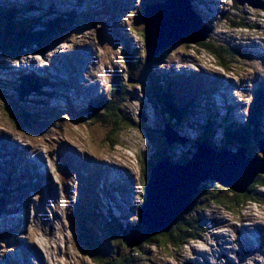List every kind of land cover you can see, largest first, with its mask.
I'll return each mask as SVG.
<instances>
[{
    "label": "rangeland",
    "instance_id": "rangeland-1",
    "mask_svg": "<svg viewBox=\"0 0 264 264\" xmlns=\"http://www.w3.org/2000/svg\"><path fill=\"white\" fill-rule=\"evenodd\" d=\"M86 1L87 0H83L82 5L77 4L76 6L75 0H0V12L2 9L4 10L7 5H14L18 6V8L21 9L20 13L25 14V16H40V20L42 16L44 19L49 20L57 17L59 14L63 17L64 15L67 16V14L71 13L73 10L77 14L79 10L87 8L88 1ZM142 1L143 0H127L125 2V0H118L117 10L111 8L106 1L105 3L97 1L89 7L90 11L95 14L94 24H85L88 25V27L86 26L79 31L78 25L81 26V20L76 16L77 20L72 22L74 28H71L69 31L70 36L67 38L60 36L57 41L55 38L60 29L59 25L57 26L58 30H56L53 25L46 28V26L43 27V25L39 27L37 24V28H40L42 31L46 33H50L51 31V38L48 41L51 45L46 55L51 52H56L60 55L61 53L59 51H63L62 47L59 49L60 45L65 46L69 44L66 49L71 50L75 48L77 51V47L88 43L92 38L97 37L98 40L100 38V57H102V63H100L98 67H100L104 79L99 78L98 84H103V86L108 85V83H105L111 80L115 72L126 74L124 72L125 66L122 59V46L124 44L134 47L135 51L140 55V57H138V66L136 70H139L141 74L145 72L150 73L153 69H161L157 70V72L162 75L164 70H167L169 64L173 67L174 72L181 73L166 76L163 86L170 85V82L171 85L176 86V99L181 98V93L182 96H185L188 100L195 97H203L204 99V105H202V107L199 106L200 104L195 106L197 100L194 102V99L191 108L186 111L188 113L190 112V114L186 116L185 121H190L197 127L193 125L190 127L182 123L178 128H172L174 132L180 136L181 132L184 130L186 133L192 132L190 136H193V138L188 140L185 139L186 141L184 142L177 141L176 145L175 142L168 144L160 130V127H163L166 123L158 110V106L155 105L153 101H150V98H147V94V96H144L142 91L143 87L137 84L132 85L129 90V93L135 96L131 99L129 113L137 115L136 120L138 123L137 121L136 123L138 125L136 127L130 126V128L123 129L119 134H114V136L110 138V141H107L105 139L103 127L99 126L97 123L90 124L85 122L83 114L81 115L80 113V116L77 114L73 115L71 113H75L73 109L66 113L60 112V106L58 104H65L66 99L59 93H53V96H49V91L46 90V88L40 87L43 92L38 91L36 94L33 92L22 94V91H19L18 88L16 89L15 86L17 83L13 77H5L4 80L2 78L3 82L0 81V162L3 159L1 155L4 154L6 161L9 163L10 155L7 152L15 154L14 151H16L12 150L8 145L1 143L4 141V131L12 135L17 134L21 137L23 136L22 138L25 142L28 140L39 150H42L41 146H44L47 142L54 143L53 139L56 140L58 137H67L79 144L83 153L88 152L93 156L100 157L103 160L100 165L102 171L109 165V162H114L117 165L122 163L120 166L129 174V179L126 177V181H131V183L129 181L126 182L122 177H116V180L122 182L110 186L111 190L113 187V192L117 193L122 191V194L127 196L125 197V201L130 208L124 206L123 211L119 206V204H121L120 200L112 199L109 201L103 196L102 189L106 188L107 185L105 184L103 188H101L99 181L95 183V179L90 177V173L96 168L91 160L86 161L85 165L79 169V172L81 173V177L84 178L82 181L95 186V189H99V193H96L94 190V192L90 194L88 189L84 187L87 183H84V185L79 181L78 193L75 201V175L65 179V185H67L65 191L67 192H63L61 186L62 180L58 182L57 188L61 187L60 206L55 216L56 231L51 238L48 264H93L88 253L84 251L86 248L80 247L76 242L79 238L75 233L76 229H78L77 227H79L75 223L76 220H81L84 225L87 224L91 227L95 235L92 232H90V235H94L102 249L107 245L105 237L106 232L102 231L106 229L108 223L120 222L123 225H134L139 222L140 208H138V205L140 204L141 207L143 202V200H140L139 195L144 193L145 183L147 181L145 175L143 176L146 165L145 163L142 164V162H146L154 153L158 152V148L166 149L168 145L169 147L175 145L174 151L176 152V160H168L172 163L178 161L180 163L182 157L191 158L192 154L198 148V144L195 142L194 138L196 136L199 137L200 134L203 135L204 131L201 132V130L202 127L205 129V121H207V125L211 123L209 125L211 129L208 130V134L211 132L209 142L212 141L213 146L225 147L226 150L234 152L237 151L236 149H238V147L235 146V143H232L233 141L229 140L227 143L223 142L225 129L228 127L230 131H232L234 130L232 124L236 121H238V123L243 122L242 112L246 109V105L253 101L256 90L259 87H263L264 10L260 5L253 4L254 6H252L246 0L243 2H238L237 0H235V2L233 0H200V4L193 0L195 4L194 9L199 15L195 14L211 28L210 35L207 39H212L221 45L230 47L236 52H247L248 54L239 55L235 53V58L228 63V69H225L218 66V64L216 65L214 58L202 51L197 44L185 45V43L179 42L167 46L162 49L163 51L161 50L162 52L160 51L156 61L161 62L162 65L161 67L157 66L155 68L152 66L155 60L142 61V58H144L142 50L143 38L141 39V35L137 31L131 29L132 33H127L126 27L121 29L117 28L107 42L103 41L107 39V32L104 29L105 26L108 27L113 25L112 27H114V24L124 25L125 22H127L129 26H135L138 30L142 28ZM254 1L256 0H252L251 3ZM260 1L264 3V0ZM110 10H112L111 14L109 13ZM83 13H87V11ZM77 15H79V13ZM109 15L111 19H108ZM231 18H239L241 22L251 23L253 27L252 29L234 27L231 23ZM82 23H84L83 19ZM5 26L6 21L4 17H1L0 28ZM65 29L67 33V28ZM57 43L59 44L58 46H56ZM42 46L44 45L42 44ZM240 47L242 49H239ZM249 50H252V52ZM0 58L7 61L6 67L8 69L2 68L3 71L7 73L15 71L19 67H32L35 71L40 65L43 66L48 62L43 61L35 55H27L19 60H13L2 56H0ZM42 58L46 60L45 55ZM33 59H37L35 64L28 63L33 62ZM53 61L54 58L51 63H53ZM182 61H191L192 64H187V62L183 64L181 63ZM53 65H51V67H53ZM55 69L57 70V68ZM46 77L47 79H52V76ZM71 77L74 80L76 79L73 74ZM224 80H230L231 85H227L228 82H224ZM212 85H215L217 89L215 90L216 92L213 91L215 92L214 94L213 92H209V88ZM222 86L231 87L228 88V91L227 89H222ZM94 91H97V88H94ZM186 91H188V94H186ZM201 91L203 92L199 94ZM217 91H219V93H217ZM73 93L74 92L71 91L68 96L71 95V98H73ZM83 94L85 93L81 95ZM54 96L56 98L55 102H57V112L55 110H47V104L49 100H53ZM154 96L153 94V98H155ZM45 99L47 102L44 112H42V105ZM207 99H212L213 102L215 100L218 106L216 105L215 108L213 103L209 105ZM200 103L202 104L203 101ZM231 103H236L239 106L236 105L235 108V105L232 106ZM222 104L230 107H227V110H225ZM262 104L263 109L259 128L260 131H264V102ZM85 106L86 104L82 103L80 108L84 109ZM139 113H141L142 116H138ZM206 116H208V120H204ZM192 127H194L195 132L191 130ZM263 137L264 135L259 137L258 140ZM104 140L106 142H104ZM258 140L256 138L248 145V147H251L246 150L248 155L261 156L256 143ZM112 143L114 145H111ZM16 145L19 146V144ZM24 158L27 159L24 152H19L12 157L11 162L19 163L25 160ZM160 160H164V157H161ZM88 162H91V164ZM142 169H144V172ZM8 170L11 176L13 171L10 166H8ZM107 175L108 174L105 172L100 174L102 179H105ZM1 178H5L7 181L10 179L8 174L6 172L2 173L0 169V179ZM18 181L17 178H14L12 180L10 179L7 184H2L3 181L0 180V198L4 199V193H9L4 188H12ZM106 181L107 180H105V182ZM112 182L115 184V180ZM202 183L212 186L214 190L218 189L222 198L230 199L233 197L235 201H238L227 187H220L217 181L206 179L202 181ZM128 188L129 190H122ZM116 189L119 190L114 191ZM20 190L21 188L15 189V192L19 193ZM2 191L4 193H1ZM113 192H111L112 195L114 194ZM250 192L251 198L249 200L244 199L238 203L234 202V204L230 202L229 208L221 203H210L211 200H208L209 198L207 197L202 202V199L199 198L200 200H198L196 204L184 211L186 218L189 217L192 219V217L195 216L196 218V216H198V219L200 221L202 220V222L208 226L207 231L200 233L199 239L190 241L181 250H171L170 253L168 252L169 250L167 251V246L163 249L158 246H144L141 255H135L130 251L132 256L129 257V262L125 264H131V262L133 264H183L185 261H191L194 258L197 260L198 264H227L226 261H231L233 264H236L234 261H241L239 264H264V187L256 188L254 186ZM17 195L16 193V196ZM95 195L96 197H94ZM30 197L31 193L28 192L23 204L21 199L11 201V204L14 205V210L25 208V204ZM114 206L117 207V210ZM8 207L9 204L6 199L3 204H0V215L7 212ZM22 211L17 212V215L22 213ZM12 215L14 214H6L4 219L0 217V228H4L3 232L6 235V241L9 243L14 242L13 228L17 223H20L13 219V217H11ZM120 215L122 216L119 217ZM126 216L127 218H124ZM22 220H24V215ZM4 222L7 224H4ZM245 223H247V227L243 226ZM256 223L262 226L263 230L257 233L259 238L253 240L252 237L249 238V236L252 235L254 237L256 235L251 234L256 229ZM247 234L249 236H247ZM234 247L242 249L233 250Z\"/></svg>",
    "mask_w": 264,
    "mask_h": 264
},
{
    "label": "trees",
    "instance_id": "trees-1",
    "mask_svg": "<svg viewBox=\"0 0 264 264\" xmlns=\"http://www.w3.org/2000/svg\"><path fill=\"white\" fill-rule=\"evenodd\" d=\"M157 1L159 0H143L142 7L144 8L146 5L156 3ZM233 1L235 2V0ZM18 9V6L7 5V7H5L4 10L2 9L0 12V19L1 17H4L6 21V26L0 28V55L2 57H8L16 60L20 59L25 53L43 54L44 51L50 47L51 43L48 41L51 38V31L50 33H46L40 28H37L38 25L39 27L41 25H43V27L46 26V28H49L51 25H53L56 30H58L57 26L59 25L60 29L58 30L57 36L55 38L57 41L60 36H63L64 38L70 36L69 31L71 28H74L72 22L77 20L76 16L81 20V26L78 25L79 31L84 29L86 26L88 27V25L85 24L92 25L95 21L93 20V15L83 14L81 16L77 15L74 11L68 13L67 16L64 15L63 17L61 14H59L57 17L49 20L44 19V17L41 16L40 20V16H25V14L20 13L21 9ZM82 19L84 23H82ZM230 20L234 27L237 26L246 29H252L253 27L251 23L241 22L239 18H231ZM65 28H67L68 34L66 33ZM131 29H133V31H137L141 35V39L143 38V26L139 30L136 29L135 26H130L129 30ZM42 44L44 46H42ZM196 44L202 51L212 56L216 64L225 69H228V63L235 58V53H238L239 55L243 54L242 52L239 53L232 50L230 47L221 45L212 39H206L205 41ZM185 45L188 44L185 43ZM134 51L135 48L128 44L127 47H124V72L126 74L115 72L103 95L93 98L88 110L89 112L85 117V122L90 124L97 123L99 126L103 127L105 139L107 141H110V138L114 136V134H119L120 131H123L125 128H130V126L136 127L138 125V121L136 120L137 115L129 113L131 99L135 96L130 94L129 90L131 89L132 85L137 84L143 87L142 91L144 96L147 94V98H150V101H153V103L158 106V110L168 126L178 128L182 123H185V125H189L190 127L192 125L197 127L192 122L187 120L185 121L186 116L190 114V112L188 113L186 111L191 106V100H188L185 96H182V93L181 98L176 99V86H163V84L159 83V77L153 74L152 71L150 73L145 72L142 74L139 72V70L137 71L138 57H140V55L137 51H135V53ZM159 53L160 52H158V54L154 57V60H157L156 58L159 56ZM142 61H145V59L142 58ZM4 66L5 61L0 58V79L2 75H4L2 69ZM28 81L29 80H27V85L30 82ZM262 84L263 87H259L256 90L253 101L249 104L245 120L242 123H235L236 126L234 130H225L223 139L224 143H227L230 140L233 141L232 143H235V146L237 147L240 145L246 149H250L251 147H248V145L251 144L256 138L258 139L264 135V131L259 130L263 109L262 103L264 102V83ZM20 88L22 94H27L30 90H32V88H27L26 86H20ZM34 91H36V89ZM153 94L155 95L154 97L156 99L153 98ZM85 109L86 107L83 110ZM138 116H142V114L139 113ZM160 128L162 132L163 128ZM210 129L211 126L209 125L205 126V129L202 127L201 132L204 131V133L203 135L200 134L199 137L197 136L195 138V142L197 144L204 143L213 146L212 142H209L211 132L208 134V130ZM104 142L106 141L104 140ZM111 145L114 144L112 143ZM168 147L166 149L158 148V152L155 151L156 153H154L153 156L150 157L146 162L141 161L142 164L145 163L146 165H144L145 172L144 169H142L145 179L148 178L150 167L153 166L155 161L161 157H164V159L170 161L171 159L176 160V152L174 151L175 145H172L169 148ZM188 160L189 157H182L180 163H185ZM254 186L256 188L264 187V174H257L253 182L243 193H237L229 190L230 193H233L234 197L237 198L238 201H235L233 197L230 199L222 198L218 189L214 190L212 186H209L206 183H200V185L197 187V192L192 196V203L196 204L200 199H202V202L207 197L209 198L208 200H211L210 203H221L229 208L230 202L234 204V202L238 203L244 199L249 200L251 198L250 191ZM4 195V199L0 198V204L5 202L9 194L4 193ZM139 196L140 200L144 199V193H141ZM193 204L190 207H192ZM138 208H140V204L138 205ZM184 213V211L179 213L178 220L167 232H158L153 234H145V227L139 222L134 225L128 224L125 226L120 222H110L107 224L106 229H103L104 231L100 230L102 232H106L105 237L107 245L104 246V249H102L101 245L98 244V241L94 237L95 233L92 231L91 227H89L87 224L84 225L81 220H76L75 223L79 226L75 232L79 237L76 242L80 247L86 248L84 251L88 253V256L91 258L93 264L128 263L130 259L129 257L132 256L130 251L135 255H141L142 248L149 245L158 246L162 249L166 248L167 246V251L169 250L168 252L170 253L171 250L183 249L190 241H196V239H199L200 233L207 231L208 226L203 223L202 220L200 221L198 216H196V218L194 216L192 219L189 217L186 218ZM90 232L94 233V235H90ZM131 264L133 263L131 262Z\"/></svg>",
    "mask_w": 264,
    "mask_h": 264
},
{
    "label": "water",
    "instance_id": "water-1",
    "mask_svg": "<svg viewBox=\"0 0 264 264\" xmlns=\"http://www.w3.org/2000/svg\"><path fill=\"white\" fill-rule=\"evenodd\" d=\"M246 1L252 6L264 7L260 0ZM143 11L146 61L171 44L205 41L211 30L191 9L189 0H162L146 5ZM162 134L168 144L181 140L167 126ZM256 143L261 156L246 155L245 149L240 147L235 152L215 151L202 143L185 163L155 161L149 170L139 210L144 233L167 232L178 220L179 213L188 209L197 187L206 179H213L231 191L245 192L257 174H264V137Z\"/></svg>",
    "mask_w": 264,
    "mask_h": 264
},
{
    "label": "bare ground",
    "instance_id": "bare-ground-1",
    "mask_svg": "<svg viewBox=\"0 0 264 264\" xmlns=\"http://www.w3.org/2000/svg\"><path fill=\"white\" fill-rule=\"evenodd\" d=\"M103 1H104V3H105L106 0H103ZM164 48H166V47H164ZM83 55L87 57L88 53H87L86 51H84V52H83ZM36 60H37V59H35V60L33 59V63H36ZM61 70L64 71L65 68L62 67ZM44 78L47 79L46 76H44ZM49 80H50V79H49ZM232 84H233V83H232ZM220 87H221V86H220ZM222 87H223L222 89H225V90H226V88H225L224 86H222ZM215 89H216V88H215ZM215 92H216V91H215ZM72 96H73V95H72ZM73 98L76 99L75 96H73ZM49 102H50V100H49ZM210 102L213 103V106L215 105V106H214L215 108H216V105L218 106V104H217V102H216L215 100H214V102H213V100H211ZM86 106H87V105H86ZM86 106H85V107H86ZM85 107H84V108H85ZM202 112H203V111H202ZM210 124H211V123H210ZM210 124H209V125H210ZM211 142H212V141H211ZM212 143H213V142H212ZM19 146H21V145H19ZM236 147H237V146H236ZM14 153L16 154V153H19V152H18V151H14ZM24 159L27 160L26 158H24ZM97 170H99V169H97ZM25 171H26V170H25ZM113 173H114V172H113ZM113 175H116V174H113ZM116 177H117V178H118V177H122V178L126 181V177H125L124 175H118V176H116ZM117 178H116V179H117ZM122 178H121V180H122ZM116 179H115V184H113L112 179L108 180V179L106 178V180H107L106 184L109 185V186H112V185L114 186V185H116V184L122 182V181H119V180H116ZM108 181H109V182H108ZM110 181H111V182H110ZM125 181H124V182H125ZM28 185H30V184H21L22 187H23V186H28ZM118 190H119V189H116V191H118ZM65 192H67V191H65ZM233 192H234V191H233ZM61 199H62V198H61ZM12 208H14V207H12ZM23 209H24V208H23ZM23 209H16V210H19V211L21 210V211H22ZM23 215H24V210H23ZM42 215L44 216V212H43V211H42ZM249 216H250V215H249ZM67 219H68V218H67ZM24 220H25V217H24ZM22 221H23V220H21V222H22ZM244 222H245V221H244ZM243 226L246 227L245 225H243ZM243 237H244V235H243ZM235 252H237V251H235ZM198 254H199V253H198ZM187 262H188V261H187ZM226 263H227V264H233L231 261H226ZM237 264H239V263H237Z\"/></svg>",
    "mask_w": 264,
    "mask_h": 264
},
{
    "label": "flooded vegetation",
    "instance_id": "flooded-vegetation-1",
    "mask_svg": "<svg viewBox=\"0 0 264 264\" xmlns=\"http://www.w3.org/2000/svg\"><path fill=\"white\" fill-rule=\"evenodd\" d=\"M223 256V255H222Z\"/></svg>",
    "mask_w": 264,
    "mask_h": 264
}]
</instances>
